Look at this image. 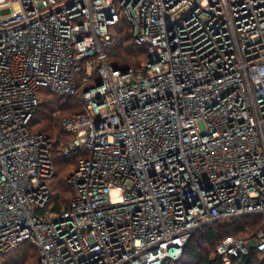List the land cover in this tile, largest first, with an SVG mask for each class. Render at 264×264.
<instances>
[{
	"label": "built area",
	"instance_id": "built-area-1",
	"mask_svg": "<svg viewBox=\"0 0 264 264\" xmlns=\"http://www.w3.org/2000/svg\"><path fill=\"white\" fill-rule=\"evenodd\" d=\"M120 19L145 50L125 73L104 52ZM43 92L81 109L60 123L59 213L57 140L30 129ZM246 215L261 223L215 244L224 264L264 258V0H0V264L23 242L37 264H169Z\"/></svg>",
	"mask_w": 264,
	"mask_h": 264
},
{
	"label": "trees",
	"instance_id": "trees-1",
	"mask_svg": "<svg viewBox=\"0 0 264 264\" xmlns=\"http://www.w3.org/2000/svg\"><path fill=\"white\" fill-rule=\"evenodd\" d=\"M108 32L110 44L104 50L106 61L116 69L138 68L140 62L145 59V50L143 46L134 43L129 24L125 20L120 19L115 26L109 28ZM80 77H82V73L78 75V78ZM97 81L98 79L95 75L85 83H82L79 79L77 86L78 94L84 89L95 85ZM48 94L50 93L43 92L40 95L38 106L30 121V129L33 132L42 133L53 138L50 134L43 132L45 131L43 129L46 127L44 125L45 127L41 129L43 118L37 116L38 113H41V109L45 107L43 106L42 97ZM60 97L69 101L62 103L60 106L67 111H70V108L73 110L66 113L65 116L81 112L76 97ZM47 103H49V106L52 105L50 102ZM45 120L48 119L44 118V122ZM58 145L56 141L53 150L54 175L48 181L51 197L45 210L50 213H59L67 209L71 199V190L66 183V179L76 167L74 158H63L60 156L56 150ZM260 223V216L246 215L221 223L217 222L205 225L189 235L181 248L179 257L174 261H170L169 264H224L222 259L215 254V244L228 236H246L254 232ZM30 256H32V259H35L34 264H37L39 255L36 248L29 242H23L16 249L3 255L2 264H25L24 262L27 259H31ZM228 264H264V258L261 253L250 251L245 256L231 258Z\"/></svg>",
	"mask_w": 264,
	"mask_h": 264
},
{
	"label": "rangeland",
	"instance_id": "rangeland-1",
	"mask_svg": "<svg viewBox=\"0 0 264 264\" xmlns=\"http://www.w3.org/2000/svg\"><path fill=\"white\" fill-rule=\"evenodd\" d=\"M43 106L44 108L41 109V113H38V117L43 118V122L41 123L42 128L45 127L43 130L44 133H48L53 138H56L57 140V145L60 143V131L61 127L59 124L61 123L62 118L65 116L66 113L72 112L73 110L70 108V111L64 110L62 106H60L62 103L69 102L68 99H64L60 96L54 95V94H48V95H43ZM47 102H50L52 105L49 106ZM44 118H47L48 120H45ZM49 121V122H48ZM45 125V126H44ZM33 254V252H32ZM35 255V254H34ZM33 255V257H34ZM32 256H30L31 258ZM35 259H27L25 264H34Z\"/></svg>",
	"mask_w": 264,
	"mask_h": 264
},
{
	"label": "water",
	"instance_id": "water-1",
	"mask_svg": "<svg viewBox=\"0 0 264 264\" xmlns=\"http://www.w3.org/2000/svg\"><path fill=\"white\" fill-rule=\"evenodd\" d=\"M126 72V69L122 70V73H125Z\"/></svg>",
	"mask_w": 264,
	"mask_h": 264
}]
</instances>
